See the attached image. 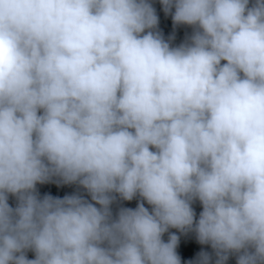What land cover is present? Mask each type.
I'll list each match as a JSON object with an SVG mask.
<instances>
[{
  "label": "trees",
  "instance_id": "trees-1",
  "mask_svg": "<svg viewBox=\"0 0 264 264\" xmlns=\"http://www.w3.org/2000/svg\"><path fill=\"white\" fill-rule=\"evenodd\" d=\"M0 264H264V0H0Z\"/></svg>",
  "mask_w": 264,
  "mask_h": 264
}]
</instances>
